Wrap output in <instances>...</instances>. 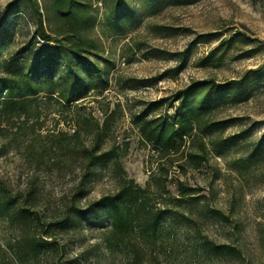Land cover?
I'll return each instance as SVG.
<instances>
[{"label": "rangeland", "instance_id": "rangeland-1", "mask_svg": "<svg viewBox=\"0 0 264 264\" xmlns=\"http://www.w3.org/2000/svg\"><path fill=\"white\" fill-rule=\"evenodd\" d=\"M12 1L0 0V62L21 48L36 46L31 38L35 15L30 0H21L14 12L6 8ZM124 5L117 26L109 17V0H91L92 17L83 32L96 41L90 56L99 63L100 80L88 81L81 98L71 104L57 95H40L42 133L61 130L71 144L70 135L80 126L78 143L89 144L91 134L83 130V119L106 121L102 148L115 146L128 176L145 185L155 166V153L141 141L133 115L148 104L153 115L172 114L170 96L192 80L222 83L248 77L246 97L222 105L214 115L231 120L223 136L241 131L246 136L221 153L209 147L207 160L199 168L186 165L182 171L174 164L167 169L172 195L176 178L196 189L199 204L194 201L192 211L199 227L188 238L177 236L180 240L174 249V239L164 248L153 247L144 264H264V0H194L180 5L167 0H124ZM50 24L56 29L53 20ZM232 31L256 40L250 43L242 38L227 52L201 62L217 44L215 34L227 36ZM200 34H207V40L194 44L185 67L176 74L177 53ZM253 45L258 51L252 56L236 58ZM105 81L106 86L100 84ZM25 131L31 135L29 129ZM24 140L7 144L0 134V150L5 149L0 154V195L10 194L29 206L33 217L24 226L0 215V264H132L126 255L108 252L101 242V233L110 223L109 211L89 214L71 226L57 223L80 180L81 160L67 150L50 154L48 138L44 139L45 162L36 164L24 155ZM112 164L93 168L81 204L114 190ZM29 189L33 190L30 197ZM215 209L223 216L211 212ZM45 231L50 245L37 254L22 252L27 236ZM205 239L231 246L234 252L227 248L223 253L195 251Z\"/></svg>", "mask_w": 264, "mask_h": 264}, {"label": "trees", "instance_id": "trees-1", "mask_svg": "<svg viewBox=\"0 0 264 264\" xmlns=\"http://www.w3.org/2000/svg\"><path fill=\"white\" fill-rule=\"evenodd\" d=\"M167 1L177 5L194 2ZM20 2H9L7 10L14 12ZM30 4L35 15V32L31 38L36 46L21 48L0 62V134L7 144L19 139L27 140L24 155L34 158L36 164L45 162L42 159L46 152L44 139L48 138H51L50 154L67 150L68 154H74L81 160L80 180L63 217L57 222L59 225L71 226L89 214L107 210L110 212V223L101 233V242L108 252L122 253L130 258L132 264H144L145 256L151 253L153 247L164 248L174 239V249L177 236L188 238L190 232L199 227L198 217L192 211L193 202L199 204V201L194 195L196 189L180 178L174 181L176 193L172 195L167 182V169L174 164L182 171H185L186 165L199 168L207 160L209 147L221 153L246 136L243 131L223 136L231 120L215 119L214 115L222 105L246 97L249 78L244 76L222 83L209 79L192 80L170 96L172 114L153 115L149 104L135 113L132 120L137 125L140 139L155 153V166L150 170L145 185H140L128 176L117 160L119 151L115 146L102 148L106 121L101 124L98 120L89 121L88 117L83 119V130L91 134L89 144L78 143L80 126L70 135L74 139L71 144L67 143V134L61 130L42 133L40 95H57L61 102L71 104L81 98L88 81L100 80L101 68L90 56L96 49V41L83 32L92 17L91 0H42L41 5L38 0H30ZM109 4V17L120 26L117 18L125 8L124 0H109ZM51 20L57 24L56 29L51 27ZM215 37L217 44L201 62L211 61L213 55L227 52L237 40L246 38V42L250 43L256 40L240 31H232L227 36L217 33ZM207 38V34L197 35L184 50L177 53L176 74L185 67L194 44ZM257 51V46L253 45L236 58L250 57ZM100 84L106 86L107 81ZM25 129H29L31 135L26 134ZM4 151L1 149L0 154ZM109 162L113 163L114 190L81 204L87 194L86 182L93 168ZM31 195L33 190L29 189L27 196ZM211 212L223 216L219 210ZM0 215L24 226L30 224L33 218L29 206L19 204L14 196L7 193L0 195ZM49 236L46 231L40 236L33 232L24 239L20 249L23 253L28 250L37 254L52 243L46 239ZM194 248L203 253L211 250L223 253L224 248L231 254L234 252L231 246L212 244L206 239Z\"/></svg>", "mask_w": 264, "mask_h": 264}]
</instances>
